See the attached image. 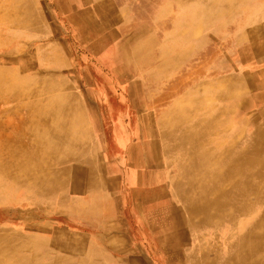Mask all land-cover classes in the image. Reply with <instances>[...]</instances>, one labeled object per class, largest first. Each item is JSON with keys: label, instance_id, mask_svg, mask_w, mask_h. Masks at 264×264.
Segmentation results:
<instances>
[{"label": "rangeland", "instance_id": "obj_1", "mask_svg": "<svg viewBox=\"0 0 264 264\" xmlns=\"http://www.w3.org/2000/svg\"><path fill=\"white\" fill-rule=\"evenodd\" d=\"M112 1L0 0V161L10 164L17 149L40 158L25 185L14 182L12 169L0 171V264H23L26 257L29 264L55 263V257L62 258L60 264H127L130 256L140 264H170L162 239L168 227L177 233L180 224L186 235L175 243L199 254L206 249L209 258L222 238L232 243L240 234V228L222 234L220 222L198 226V217L189 226L184 204L170 187L188 154L171 149L166 158L161 133L174 128L178 140L183 137L188 125L174 126V120L183 123L188 114L178 112L187 92L202 89L207 80L239 76L238 91L223 100L220 113L224 131L231 129L232 140L247 148L245 138L264 123L258 116L264 99L256 98L264 94V0H239L207 24L185 19L209 0H170L168 13L157 16L136 15L139 5L133 14L113 16ZM251 56L254 63L247 62ZM66 97L77 101L90 135L85 143L63 144L61 160L36 135L38 126L41 135L57 119L67 121L46 117ZM162 118L170 120L167 127H161ZM216 119L208 145L219 138L220 114ZM168 141L177 144L176 138ZM226 143L223 137L218 144ZM76 152H82L79 160ZM76 165L87 171L91 166L106 181L105 198L86 190L85 179L72 191L77 181L70 168ZM40 177L47 179L35 184Z\"/></svg>", "mask_w": 264, "mask_h": 264}, {"label": "bare ground", "instance_id": "obj_2", "mask_svg": "<svg viewBox=\"0 0 264 264\" xmlns=\"http://www.w3.org/2000/svg\"><path fill=\"white\" fill-rule=\"evenodd\" d=\"M239 3H241L239 0H209V4L205 3V5L199 6V9H193L192 13H194V16L192 18L188 17L185 20L190 23L194 20V22L198 21L200 24H207L206 22H208V20L211 21L212 16L222 14L227 11V9L230 11L236 8ZM168 35H170V37H168ZM173 35L174 32H169L166 37L172 40L174 39V37H172ZM207 81L204 82L205 85L202 89L187 92L186 97L180 99L183 103H178L180 106H183V108L178 109V112L183 114L185 111H188V114H183L184 117L181 118L184 119L183 123H181L179 119L174 120V126L176 124L181 126L184 124L188 125L186 132L180 131V135L183 137L178 140L174 128H172L171 132L170 130H162L161 135L163 136L166 158H169L168 152H170L171 149L181 150L185 154H188L185 162H178L177 165L181 169L179 172L180 176L176 181H174V178L170 179V187L174 197H177L184 204L183 215L189 219L188 222L186 221L189 226L192 225L191 218L198 217L200 219L198 226L201 227H205L207 224L212 225L220 222L224 228L222 234H224L225 230L231 233L234 228L237 230L240 228L241 231L238 230L240 234L232 243L222 238L219 250L216 249V252L214 251V254H212V258H209L210 252L208 253L206 249L202 250L199 254V249L196 252L192 247L182 248L179 244L175 243L180 235H186L179 230L180 224L178 214L174 216L179 224L176 225L177 233L171 231L170 227H168L165 229L166 232L164 230L162 234V239L168 242V261L170 264H264V208H262V212L254 213L256 206L264 207V192L262 188V186L264 187V123L263 127L257 126L250 136L245 138L248 144L247 148L245 145H238L239 140H232V130L224 131L225 119L220 111L223 110V100L232 98L238 91L237 84L239 83V76L231 78L227 76L223 79L211 80V82ZM222 85L225 86V89H218L219 86L221 87ZM56 86L58 85H55L54 88ZM57 94L58 97L64 99V96H61L59 92ZM60 98V101L57 100L52 108H48L46 117L54 115L64 116L67 121L63 123L57 119L54 124H51V130L44 129L41 135L39 133L41 129L38 126L39 129L37 130L39 131L36 135V141L38 143H44V141H46L49 148L54 147L53 150L55 149L56 153L60 152L59 157L62 160L65 155L63 144L73 145L78 142L85 143L88 141V136L90 134L88 135L87 128L82 121V115L78 112L79 106L77 101H74L73 98L66 97V101L62 102ZM256 98L257 100L264 99V94H257ZM227 101L226 105H230L231 101ZM219 106L220 109L218 110ZM228 113L229 112H227V114ZM218 114H220L222 124L218 123L217 126L220 127V131L219 134L217 133V135H215L219 138L218 140H212L216 142V145H214L212 141H210L211 144L208 145L207 136L214 134L215 131L211 133V129L215 126V122L213 121H218L216 119ZM178 115L179 114H177V116ZM258 116L262 118L264 122V108L258 110ZM168 123H170V120L165 118L160 120L162 128L167 127L166 124ZM79 124L81 127H79ZM209 132L211 134H209ZM223 137L227 138V143L230 140L231 142L223 146L222 144L219 145L218 143ZM175 138L177 139V144L175 143V145H172L168 143V140ZM208 147L214 148L215 150H209ZM17 150L15 154H13V160L10 164H5L0 161V171L4 172L12 169L11 171H13V173L11 175L14 178V182L16 181L25 185L28 182L27 177L33 174L32 169L40 167V158H38L37 154L31 155L28 151H26L28 153L24 152L18 154ZM80 153L82 152H76L74 154L76 155L75 157H78L74 158V160H79ZM122 155H124V153ZM174 156H176V154ZM83 161L88 163L89 159L83 158ZM7 162L9 161H6V163ZM79 167L80 166H71L70 168L72 173H76L75 175L72 174V177L77 181L75 183L76 185L72 186V191L74 192L75 189L77 190V188L81 187V184L78 183L79 180L85 179V183L87 184L86 190H89L93 196H104L105 198V192L103 191L105 190L104 185H106V181L104 180L102 182L97 179L91 166L88 171L80 170ZM7 174H9V172ZM45 179H41L40 177L36 179L34 183L39 185ZM245 179L247 180L245 181ZM50 183H52V181H50ZM55 183L56 182L53 180V185ZM240 218L243 220H240ZM249 218L253 220V222H249ZM2 246L3 244L0 245V247ZM67 247L69 248V246ZM70 248L73 250L71 246ZM129 253L130 252L127 254L129 255ZM54 260L55 263L52 262L47 264H60L62 258L55 257ZM126 261L129 264H140V262H136L137 260L135 261L134 256L128 257ZM22 262L23 264H29L27 257L23 258ZM141 262V264H150L147 260L143 259H141ZM35 264H41V262L35 261ZM71 264L97 263L94 260L87 261L82 259L77 263Z\"/></svg>", "mask_w": 264, "mask_h": 264}, {"label": "crops", "instance_id": "obj_3", "mask_svg": "<svg viewBox=\"0 0 264 264\" xmlns=\"http://www.w3.org/2000/svg\"><path fill=\"white\" fill-rule=\"evenodd\" d=\"M112 10L110 14L114 16V14L118 15H126L133 14V7H137V11L134 12L136 15H160L168 13V9H170V0H115L112 1ZM142 19V18H140ZM127 21V20H124ZM125 23V22H124ZM144 32V31H142ZM170 37V35H168ZM166 37L167 40L170 41V38ZM237 55V56H236ZM239 54L234 53V59L238 60ZM241 62V61H240ZM249 63H254L255 58L251 56V59H248ZM262 62H264V56L262 58ZM215 65V64H214ZM218 68L215 66V69L209 70L207 74H211L210 72H215ZM127 264H129L127 262Z\"/></svg>", "mask_w": 264, "mask_h": 264}]
</instances>
